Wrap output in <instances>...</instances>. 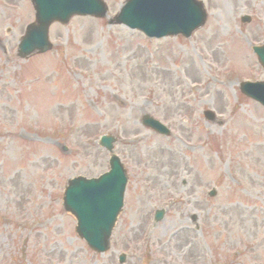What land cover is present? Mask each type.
<instances>
[{"label":"rangeland","instance_id":"rangeland-1","mask_svg":"<svg viewBox=\"0 0 264 264\" xmlns=\"http://www.w3.org/2000/svg\"><path fill=\"white\" fill-rule=\"evenodd\" d=\"M105 1L115 14L125 0ZM203 1L209 19L192 39L75 17L51 28L54 50L22 61L34 9L0 0V264H121V253L124 264H264V108L238 86L264 79L249 44L264 41V0ZM144 113L173 136L142 126ZM104 133L119 137L129 182L112 249L99 254L61 197L69 178L108 169L94 147Z\"/></svg>","mask_w":264,"mask_h":264},{"label":"water","instance_id":"water-1","mask_svg":"<svg viewBox=\"0 0 264 264\" xmlns=\"http://www.w3.org/2000/svg\"><path fill=\"white\" fill-rule=\"evenodd\" d=\"M91 1L92 0H83L80 2V6L90 4ZM168 1H172V6L169 5ZM34 2L36 4L35 9H37L38 11L37 24H33L29 28L30 36L25 43V46L27 45V48L25 49V51H23L25 52L23 55H27L35 51L43 52L44 50L50 48L47 38L49 25L54 20L66 22L67 19L64 16L62 17L65 10H72L68 13L69 16L73 13H76L74 9L78 8V5L72 4L70 0H34ZM175 5L176 3L174 2V0H147L145 5L143 0H132L127 6H125L123 14L121 15V17H119V21L129 24L131 23V25L137 26L142 30L153 34L165 35L181 32L190 33L191 29L194 26H188L187 23H184L182 25V29L179 28V24L190 18V16H187V6H182V9L178 12V9L176 10L174 8ZM176 11L178 12L179 16L174 15H178ZM183 12L184 15H182ZM203 19L204 15L200 14V18L196 22V25L199 22H202ZM185 29H187V31H183ZM257 92L253 91V93L255 94H257ZM257 98L264 103L263 93L258 94ZM115 160L116 158L112 157L111 163L114 164L113 172L111 171V173H109L106 177H102L100 182L85 183L84 181H78L76 184H73L66 190V207L68 209H72L73 212L78 215V217H80L82 212H84L85 210H89V208H84V202H82V194L85 192L86 187H93V189H95L96 186L101 187L106 181L113 178V176L115 175L114 173H119V167L114 163ZM96 197L97 199H99L98 195H96ZM112 204V201L107 198H103V200L93 203L92 207H94L97 212L103 213L106 210V212L110 214L111 212H113V209L109 208L112 206ZM98 215L99 214L91 213L90 218L95 219L98 217ZM161 217L162 214L159 215V218ZM104 219L105 224L109 222V226L112 225L114 220L111 217L109 219V217L107 216H105ZM83 224H85L86 226L88 225L87 222H83ZM105 224L103 223L102 225H98V227L95 228L89 227L87 229H83L84 233L88 237L87 239L89 242L94 243V239L97 234H99L100 232H104Z\"/></svg>","mask_w":264,"mask_h":264}]
</instances>
